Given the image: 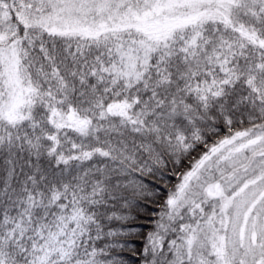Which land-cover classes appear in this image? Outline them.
I'll use <instances>...</instances> for the list:
<instances>
[{"label":"snow or ice","instance_id":"obj_1","mask_svg":"<svg viewBox=\"0 0 264 264\" xmlns=\"http://www.w3.org/2000/svg\"><path fill=\"white\" fill-rule=\"evenodd\" d=\"M0 264H264V0H0Z\"/></svg>","mask_w":264,"mask_h":264}]
</instances>
